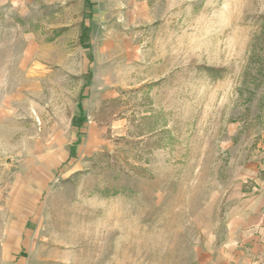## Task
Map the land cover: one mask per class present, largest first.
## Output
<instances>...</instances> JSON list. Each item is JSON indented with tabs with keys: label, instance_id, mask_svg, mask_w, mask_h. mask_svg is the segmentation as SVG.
Here are the masks:
<instances>
[{
	"label": "rangeland",
	"instance_id": "obj_1",
	"mask_svg": "<svg viewBox=\"0 0 264 264\" xmlns=\"http://www.w3.org/2000/svg\"><path fill=\"white\" fill-rule=\"evenodd\" d=\"M92 2L0 0V264L228 253L227 196L264 181V0Z\"/></svg>",
	"mask_w": 264,
	"mask_h": 264
},
{
	"label": "crops",
	"instance_id": "obj_2",
	"mask_svg": "<svg viewBox=\"0 0 264 264\" xmlns=\"http://www.w3.org/2000/svg\"><path fill=\"white\" fill-rule=\"evenodd\" d=\"M85 1V0H84ZM93 1V0H92ZM149 0H129V3L134 6H141ZM90 141L98 140L102 135V131L97 127H89ZM92 146L91 148H93ZM77 154L85 152L83 148H77ZM74 152V153H75ZM67 158H70L68 155ZM257 175V174H255ZM252 177H255L252 175ZM261 189L257 192L244 193L240 185H235L233 190L228 194L227 200L229 202L228 209L226 210V221L224 226V239L231 245L228 253L221 249H211L204 256L199 257L201 264H253L248 254L237 248L238 242L240 245H249L252 249V256L260 255L263 260L254 264H264V236H257L254 234L253 229L261 224L264 210V181L261 183ZM213 235V233L211 234ZM16 236L18 233L16 232ZM223 238V237H222ZM216 237L210 238L215 240ZM19 236L17 238V243ZM213 246V245H212ZM213 250V251H212ZM5 247L0 244V259L5 262ZM247 254V255H246Z\"/></svg>",
	"mask_w": 264,
	"mask_h": 264
},
{
	"label": "trees",
	"instance_id": "obj_3",
	"mask_svg": "<svg viewBox=\"0 0 264 264\" xmlns=\"http://www.w3.org/2000/svg\"><path fill=\"white\" fill-rule=\"evenodd\" d=\"M86 3H87V6L90 7V8H91L92 5H93L92 0H86ZM88 29H89V28L86 27V33L88 32Z\"/></svg>",
	"mask_w": 264,
	"mask_h": 264
}]
</instances>
